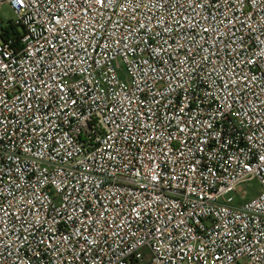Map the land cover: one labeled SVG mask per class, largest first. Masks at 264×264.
Wrapping results in <instances>:
<instances>
[{
	"label": "built area",
	"instance_id": "2783aa9c",
	"mask_svg": "<svg viewBox=\"0 0 264 264\" xmlns=\"http://www.w3.org/2000/svg\"><path fill=\"white\" fill-rule=\"evenodd\" d=\"M4 6L0 264H264V0Z\"/></svg>",
	"mask_w": 264,
	"mask_h": 264
},
{
	"label": "rangeland",
	"instance_id": "374dc122",
	"mask_svg": "<svg viewBox=\"0 0 264 264\" xmlns=\"http://www.w3.org/2000/svg\"><path fill=\"white\" fill-rule=\"evenodd\" d=\"M0 18L2 19L4 26H8L10 24V21L13 19V13L8 6H4L2 8V10L0 11ZM242 188L243 190L248 191V198L257 195L260 192V185L257 181L247 182ZM234 198H236V194L234 192H231L225 196V200ZM150 259L151 256L147 254L145 262H143L142 264H148Z\"/></svg>",
	"mask_w": 264,
	"mask_h": 264
}]
</instances>
